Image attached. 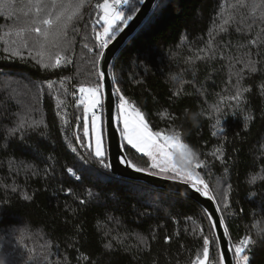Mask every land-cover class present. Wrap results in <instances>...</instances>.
I'll return each instance as SVG.
<instances>
[{
    "label": "trees",
    "instance_id": "trees-1",
    "mask_svg": "<svg viewBox=\"0 0 264 264\" xmlns=\"http://www.w3.org/2000/svg\"><path fill=\"white\" fill-rule=\"evenodd\" d=\"M143 1L129 0L125 16ZM102 2L86 0L62 45L68 62L45 69L37 62V35L28 30L36 0H0V264H193L203 256V236L211 242L210 260L218 262L216 231L198 202L114 174L83 134L77 90L103 84L96 40L103 27L95 7ZM253 3L261 5L255 13ZM262 12L264 0H158L112 68L118 103L123 94L152 131L180 132L205 161L196 171L215 197L235 264V247L246 235L253 246L242 255L264 264ZM225 19L227 30L220 31ZM249 60L257 62L256 73L245 66ZM238 88L249 89L239 107L230 99ZM101 115L103 159L110 164L104 105ZM217 118L225 131L213 136ZM122 141L128 160L154 173L150 159Z\"/></svg>",
    "mask_w": 264,
    "mask_h": 264
},
{
    "label": "snow or ice",
    "instance_id": "snow-or-ice-1",
    "mask_svg": "<svg viewBox=\"0 0 264 264\" xmlns=\"http://www.w3.org/2000/svg\"><path fill=\"white\" fill-rule=\"evenodd\" d=\"M86 0H49L45 3L44 0H36L34 5L35 18L31 21L28 28L29 31L36 33L38 44V50L36 56L39 57L37 61L45 69H55L61 66L62 62L67 63L68 59L63 55V47L67 41L68 30L73 27L74 23L77 22L81 17V9L83 8ZM129 0H103L102 3H97L95 7L102 10V15L99 16V21L103 22V31L96 32V40L99 41V46L102 49L99 52V57L104 56L103 49H106L108 45L114 40L115 33L122 31L119 27L122 23L125 26L128 21L132 19L131 15L125 16L122 10L124 5H127ZM4 5L0 3V7ZM258 5L253 3L251 5L253 13L257 10ZM264 16V12L261 13ZM98 21V22H99ZM229 23L228 19H225L219 26L220 31H226L224 27ZM239 31V29H237ZM23 46L28 47L27 41H23ZM251 43H257L256 40ZM8 49H5L7 51ZM12 56H19L23 59V54L19 50H13ZM29 55H32L29 50ZM199 59L200 57H196ZM191 59V57L189 58ZM257 62L249 60L245 65L251 73L258 71L256 67ZM98 76L101 80L105 78L103 71H98ZM243 79V77H240ZM51 87V84H49ZM264 89V85L261 86ZM103 84L96 83L91 85L81 84L78 88L80 96L77 103L83 105L84 116H83V134L94 136L95 148L94 155L99 159V162L104 167H110V164L104 163V147H103V125L102 117L96 109L103 105L104 101L102 98L101 89ZM119 92V88L116 89ZM248 88H238L236 94L230 99L236 101V106L239 107L243 102V93L248 92ZM75 95V93H73ZM119 103L116 105L117 122L123 124L121 130V137L126 141L127 146H131L136 152L147 156L151 163L149 168L159 169L160 172H172L174 175L171 179H179L191 186L196 193L208 197L209 199H215L211 194L208 183L200 176L196 169H200L205 161L199 159L198 153L193 151L189 144L185 143L181 137L180 132L174 131L171 135L163 134L162 132H154L150 128L146 121L144 114L141 110L133 103H131L123 94L118 97ZM214 110L219 113L220 108L217 105H213ZM90 114V117H89ZM235 115V113H233ZM244 128H248L253 117L251 115L245 116ZM24 121L20 122L19 127L24 126ZM43 123V121H32L30 126H36ZM65 123L67 121L65 120ZM217 131L212 133L213 136L224 133L225 128L221 126V120L216 119ZM17 129L11 130L15 132ZM79 138V137H78ZM91 148L92 145L89 144ZM75 151V149H73ZM219 153L218 159L223 156V152L220 148H217L213 153L216 156ZM126 163L137 172H145L148 169L138 167L131 160H127ZM69 173L74 174V170L69 168ZM155 174V173H152ZM253 181L256 177L252 178ZM71 191V189H69ZM25 199H31L30 196L25 194ZM212 228L217 227L216 222H212V217L209 216ZM223 218L219 221V224H223ZM227 227L224 228V232L227 233ZM210 240L207 236H203V256L197 255L193 264H224L225 255L219 253L218 262L210 260ZM253 246L251 236H245L240 239L239 244L235 247V253L237 257V264H249L250 257L248 255H242L246 251L250 250ZM107 249H111L112 245H105ZM218 248V246H217Z\"/></svg>",
    "mask_w": 264,
    "mask_h": 264
},
{
    "label": "water",
    "instance_id": "water-1",
    "mask_svg": "<svg viewBox=\"0 0 264 264\" xmlns=\"http://www.w3.org/2000/svg\"><path fill=\"white\" fill-rule=\"evenodd\" d=\"M158 0H144L139 9L134 13L132 19L124 26L114 40L104 49V56L100 58L99 70L105 73L103 79V105H104V124L106 134L107 153L111 171L121 177L131 180L145 182L154 187L164 189L171 192L186 195L198 202L212 217V222L217 223L215 228L216 236L219 242L220 250L225 255L224 264H235L233 257V249L230 244L228 232H224L225 224H219L221 214L214 199H209L200 195L180 180L165 178L150 172H137L131 168L126 161V155L121 133L120 122L116 120L118 104L117 94L115 92V84L112 74V68L115 57L126 41L139 29L144 21L150 16L156 7Z\"/></svg>",
    "mask_w": 264,
    "mask_h": 264
},
{
    "label": "rangeland",
    "instance_id": "rangeland-1",
    "mask_svg": "<svg viewBox=\"0 0 264 264\" xmlns=\"http://www.w3.org/2000/svg\"><path fill=\"white\" fill-rule=\"evenodd\" d=\"M103 13H102V10H100V15H102ZM102 22V21H101ZM102 27H103V22H102ZM103 31V30H102ZM77 97L79 98V96H80V93H79V91L77 90ZM96 111L98 112V114H100L101 115V106L100 107H98L97 109H96ZM89 117H90V114H89ZM101 117H102V115H101ZM145 117V116H144ZM102 125H103V122H102ZM121 130H122V127H123V124H122V121H121ZM89 139H90V141H91V143H92V147H93V149L95 148V139H94V136L93 135H89ZM103 147H104V155H105V152H106V147H105V137H104V129H103ZM153 171H154V173L155 174H157V175H159V176H162V177H165V178H170V177H172L174 174L172 173V172H160V170L159 169H153ZM171 179V178H170ZM174 180H179V179H174Z\"/></svg>",
    "mask_w": 264,
    "mask_h": 264
},
{
    "label": "built area",
    "instance_id": "built-area-1",
    "mask_svg": "<svg viewBox=\"0 0 264 264\" xmlns=\"http://www.w3.org/2000/svg\"><path fill=\"white\" fill-rule=\"evenodd\" d=\"M122 10L124 11V13L127 11V9L125 7H123Z\"/></svg>",
    "mask_w": 264,
    "mask_h": 264
}]
</instances>
